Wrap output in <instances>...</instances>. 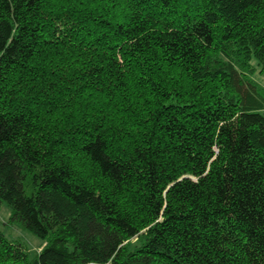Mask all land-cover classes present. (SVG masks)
Returning <instances> with one entry per match:
<instances>
[{"label": "trees", "instance_id": "trees-1", "mask_svg": "<svg viewBox=\"0 0 264 264\" xmlns=\"http://www.w3.org/2000/svg\"><path fill=\"white\" fill-rule=\"evenodd\" d=\"M257 67L264 0H0V264H264Z\"/></svg>", "mask_w": 264, "mask_h": 264}, {"label": "rangeland", "instance_id": "rangeland-1", "mask_svg": "<svg viewBox=\"0 0 264 264\" xmlns=\"http://www.w3.org/2000/svg\"><path fill=\"white\" fill-rule=\"evenodd\" d=\"M255 63V62H254ZM253 77L264 86V72L257 67ZM264 113V110H263ZM11 210L9 206L4 203L0 206V231L4 236L13 241L22 243L28 250L29 256L34 257L36 253L43 247V241L34 235L27 228L12 222L10 220ZM136 241V239H134ZM133 240V241H134Z\"/></svg>", "mask_w": 264, "mask_h": 264}]
</instances>
